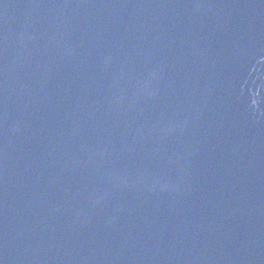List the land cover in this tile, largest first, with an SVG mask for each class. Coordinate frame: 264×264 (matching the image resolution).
Returning a JSON list of instances; mask_svg holds the SVG:
<instances>
[{
  "label": "water",
  "instance_id": "obj_1",
  "mask_svg": "<svg viewBox=\"0 0 264 264\" xmlns=\"http://www.w3.org/2000/svg\"><path fill=\"white\" fill-rule=\"evenodd\" d=\"M0 264H264V0H0Z\"/></svg>",
  "mask_w": 264,
  "mask_h": 264
}]
</instances>
